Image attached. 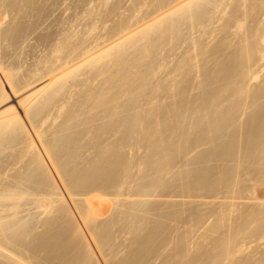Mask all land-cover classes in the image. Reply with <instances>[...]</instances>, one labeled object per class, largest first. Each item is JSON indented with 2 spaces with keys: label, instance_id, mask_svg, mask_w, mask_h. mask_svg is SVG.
<instances>
[{
  "label": "bare ground",
  "instance_id": "bare-ground-1",
  "mask_svg": "<svg viewBox=\"0 0 264 264\" xmlns=\"http://www.w3.org/2000/svg\"><path fill=\"white\" fill-rule=\"evenodd\" d=\"M6 1L0 0V27L12 16L9 13L16 19L24 11V7L19 11L9 7L16 1ZM64 1L38 0L33 10L41 13L47 7L57 13ZM127 1L89 0L91 7L81 15L61 10L46 27L51 34L49 56L42 60L47 67L44 75L34 70L32 77L26 75L25 83H19V71L13 72L11 66L5 70L0 62L13 95L48 78L26 92L18 107L11 104L6 83L0 79V108L4 106L0 109V264H240L243 249L264 240L259 225L264 221V191L259 193L258 188H264L261 123L255 125L253 120L257 134H249V154H239L232 161L233 171L220 179L209 175L198 182L201 177L196 180L189 168L197 162L185 161L180 172L167 180L173 170L169 162L161 165L159 158L161 162L148 168L145 159L151 152L143 156L144 141H154L164 130L175 133L163 115L181 117L182 125L193 128L200 108L197 112L192 108L209 103V85L215 86V102L223 99L227 89L230 92V82L240 87L237 96L243 100L237 107L243 114L255 105V93L248 86L264 76V0H157L153 11L143 8L149 5L147 0H132L125 6ZM196 90L201 91L199 97L191 94ZM216 123V134L205 136L212 141L224 139L226 132L224 125ZM154 145L149 144L151 151ZM227 146L223 142L216 147L226 155ZM183 153L186 158L190 151ZM160 198L167 201L162 203ZM172 198L182 200L172 202ZM195 198L220 199V204L213 201L217 204L213 209L214 204L205 201L202 207L209 203L210 209L204 210L193 206ZM243 198L259 205L244 208L233 219L243 208L235 202ZM239 221L242 225H236ZM215 233L221 244L208 254L205 244ZM263 259L252 261L264 264Z\"/></svg>",
  "mask_w": 264,
  "mask_h": 264
},
{
  "label": "rangeland",
  "instance_id": "rangeland-1",
  "mask_svg": "<svg viewBox=\"0 0 264 264\" xmlns=\"http://www.w3.org/2000/svg\"><path fill=\"white\" fill-rule=\"evenodd\" d=\"M8 2H11L12 0H7ZM6 1V2H7ZM13 1H16L15 2V5L14 6H9V7H13L14 9H17V8H23L24 7V11H22V12H18V14H17V16H16V19H13L12 17H13V15H15L13 12L12 13H9V15L11 14L12 16H10L9 18H6L3 22H5L4 24H2L1 25V27H0V62H1V64L2 63H4L2 66H4V69L6 70V69H8L10 66V70H12L13 72H15L16 70V72L18 73V71H19V74L16 76V80H18V82L19 83H25V80H27L26 79V75H27V77L28 78H30V77H32V75H33V73H38V72H40V74H45V72L44 71H46L47 70V67H46V65L44 66L43 65V62H42V60L44 61V59L45 58H47L48 56H49V51H48V49L46 48L47 47V40H48V38L50 37V34H51V31H49L48 30V28H46V27H48V23H50L51 22V20L54 18V17H56V15L59 13V12H61V10H66V9H69V11H68V13H70V14H73V13H75V14H84V11H86L87 9H89L90 7H91V5L89 4V0H66V1H64L63 3V5L61 4V6L60 7H62V8H60V10L59 11H57V13H55L54 11L53 12H51L52 10L51 9H49V8H45L44 10H46L45 12H41V13H38L37 12V10H33V8H34V6L36 7V1H38V0H25V2L23 1V0H13ZM21 1V2H20ZM132 0H129V1H127L128 3H126V5L125 6H128L129 5V3L131 2ZM137 1H143V0H137ZM155 1V2H154ZM159 1V0H158ZM157 0H147V4H149L148 6H145V7H143L144 9H146V10H148V11H153L154 9H156L157 8V2H158ZM115 2H118V0H115ZM14 3V2H13ZM39 4V3H38ZM153 4V5H152ZM155 4V5H154ZM20 6V7H19ZM151 7V8H150ZM153 8V9H152ZM18 10V9H17ZM19 11V10H18ZM62 11V12H63ZM71 11V12H70ZM49 12H51L52 14L50 15V13ZM53 13H55V14H53ZM80 14V15H81ZM20 15V16H19ZM65 15L63 14V18L62 19H65V17H64ZM76 17V16H75ZM123 18V17H122ZM8 19V20H7ZM16 20V21H15ZM74 20H75V18H74ZM114 21H112V22H110V23H113ZM7 24V25H6ZM15 24V25H14ZM59 26H61V23H59ZM58 26V27H59ZM42 27V28H41ZM45 27V28H44ZM41 28V29H40ZM11 29V30H10ZM40 29V30H39ZM14 31V32H13ZM54 31H55V28H54ZM35 34V35H34ZM33 35V36H32ZM30 37V38H29ZM6 40H7V42H6ZM5 41V42H4ZM39 42V43H38ZM45 43V44H44ZM4 44V45H3ZM24 44V45H23ZM17 45V46H16ZM23 46V47H22ZM7 47V48H6ZM18 47V48H17ZM185 47V46H184ZM20 48V49H19ZM23 48V49H22ZM25 49H27V50H25ZM19 50V51H18ZM7 51V52H6ZM42 51V52H41ZM44 51V52H43ZM16 52V53H15ZM38 52V53H37ZM40 52V53H39ZM23 53V54H22ZM42 53V54H41ZM21 54L23 55V57L21 56ZM3 55V56H2ZM20 56V57H17V56ZM10 56V57H9ZM16 57V58H15ZM41 57V58H40ZM230 57V56H229ZM18 58H20V59H18ZM22 58V59H21ZM29 58V59H28ZM39 60H38V59ZM241 58V57H240ZM5 59H7V60H5ZM14 59H16V60H14ZM24 59V60H23ZM229 59V58H228ZM242 59V58H241ZM10 60V61H9ZM244 60V59H243ZM30 61V62H29ZM18 62H20V63H18ZM24 62V63H23ZM36 63V64H35ZM38 63V64H37ZM41 63V64H40ZM27 65V66H26ZM29 65V66H28ZM40 65H42V66H40ZM19 66V67H18ZM20 67H22V68H20ZM24 67V68H23ZM42 67V68H41ZM46 67V68H45ZM36 68L38 69V70H36ZM16 69V70H15ZM19 69V70H18ZM30 70V72H29V70ZM36 72H35V71ZM43 71V72H42ZM15 72V73H16ZM42 72V73H41ZM39 74V73H38ZM262 74H264V71H263V73ZM0 79H1V81L3 80V82H4V84L6 83V81L4 80V76H3V74L1 73V71H0ZM263 75H261V77H262ZM21 78V79H20ZM25 78V79H24ZM38 78V77H37ZM45 78V77H44ZM20 79V80H19ZM48 79V78H47ZM46 78L45 79H43V80H41V82H39L38 84H37V82H36V84H35V86H34V84L32 85L33 87H34V89L35 88H37L39 85H41V84H43L46 80H47ZM45 80V81H44ZM34 81V80H33ZM254 82V81H253ZM252 81H251V85L250 84H246V83H248V79H245L244 80V83L248 86V85H250V86H248V87H250L249 88V90H251V91H254L253 93H255V95L254 94H252V93H250V94H252L251 96L253 97V98H255V100H253V102L255 103V105H257V108H256V106L254 105L250 110H248L245 114H243L242 112V110L243 109H240V107H241V105L239 104V103H241L240 101H239V99H241V98H239L238 99V96H237V93H239V91H240V87H238L237 88V85H235V84H231L230 82H227V88H230V92H228L227 93V91H229V89H227V91L225 92V94H223L224 95V97H223V99H221L220 101H217V102H215V100H214V97H213V95H215V93H214V85L212 86V85H209L207 88H206V90H207V92H209L210 93V97H209V103H207L204 107H207V108H205V109H203L204 107H201L200 105H198V103L196 104V105H194L193 106V108L192 109H195V111L197 112V110H196V108H200V109H198V112L200 113L199 115H198V112L196 113V116L194 115V117H193V123L195 122V125H197V127H194L195 125L193 124V128H191V129H189V127H186L185 125H182L181 124V121H182V119H180V118H176V117H174V116H169V118H168V116L166 115H163L162 116V119H164V120H166L167 119V121L169 122V124H171L172 126H173V128L175 129L174 130V132L175 133H170L169 134V132L168 131H163V132H166V133H163L162 135H160L159 137H157V138H155L154 137V141H153V139L152 138H150V140H146V142L144 141V146L147 148V150H146V148H144V152H143V156L144 157H147V155L148 154H150V152H151V154L150 155H148V157L145 159L146 160V162H147V167L149 168V166H153V164L155 163V162H161V160H162V162L164 163V164H162V162H161V165H166V164H168V162H169V165L171 166H168V168H172L173 170H172V174H169L167 177H165L167 180L168 179H170L171 178V176L174 174V173H176L177 171H178V173L180 172L179 170V167L180 166H184L183 164H184V162L185 161H187V163H196L197 162V164H193L192 165V167H189L190 169L192 168L193 169V172H195L194 174H193V176L194 175H196V176H194L195 177V179L197 180L198 178H200L201 177V179H198V182H200L201 180L203 181V180H205L206 179V177H208L209 175L210 176H212V177H217L218 179H220L225 173H227V171L229 172V171H233V167L235 168L236 166V164L235 163H232V161L240 154H243V156H245V155H248L249 153L247 152V149H249V148H252L251 147V145L252 144H250L249 142L247 143V141H249L250 139H248L249 138V134H257V132H254L253 131V129H254V127H255V125H257L258 123H261L262 124V126H264V118H262V117H264V93H260V92H264V76H263V78H261V80H258L257 81V83L259 82V85H257V83L256 84H254ZM260 83H262V85L260 84ZM254 84V86H256V87H252V85ZM245 85V86H246ZM236 86V87H235ZM5 87H7L6 89H7V91L9 92V94L11 95L10 96V99L12 100L13 99V102L11 103L12 105H14V106H17L18 107V101H20V99H22L27 93L26 92H28V94H29V90L31 91L32 90V88L33 87H31L30 86V88H28L26 91L24 90V93H23V91L20 93L22 96H20V94H17V95H13V93H12V91H10V89H8L9 87H8V84L6 83L5 84ZM233 88H235V89H233ZM251 88H254V89H251ZM257 88V89H256ZM262 88V89H261ZM33 89V90H34ZM236 89H239V90H237L236 91ZM32 90V91H33ZM234 90H235V93H234ZM200 90L198 91V90H196L195 92H193V93H191V94H193V95H196L197 97H199L200 96ZM212 93V94H211ZM226 94H227V97H226ZM232 95H236V97H231ZM257 95V96H256ZM260 95H262L261 97H260ZM187 95L185 94L184 95V97H186ZM16 97V98H15ZM18 97V98H17ZM233 98L232 99V101H233V103H232V101H228V100H230L231 98ZM261 99H260V98ZM211 98H213V100L211 99ZM230 98V99H229ZM236 98L238 99V102L236 101ZM243 98V97H242ZM245 98V97H244ZM256 98H258V99H256ZM260 99V101H258ZM10 100V101H11ZM227 100V102L229 103V104H227V102H225ZM241 100H243V99H241ZM245 100V99H244ZM210 101H211V104H210ZM234 101H235V103H234ZM166 103V102H165ZM213 103V104H212ZM215 103V104H214ZM223 103H225V105L226 106H224V104ZM221 105V107H220V105ZM223 104V105H222ZM234 104V105H233ZM261 104V105H260ZM219 105V106H218ZM238 105H240V107H237ZM259 105V106H258ZM200 106V107H199ZM230 106H232V108L230 107ZM262 106V107H261ZM2 107H4V106H1V108ZM209 107H211V108H209ZM221 109H220V108ZM231 109H230V108ZM236 108V110H235V108ZM259 107H261L260 109H258ZM0 108V109H1ZM211 109V110H209V111H207V109ZM219 108V111L220 110H222V111H220V113H221V115H220V113H219V111H218V113L216 112V110ZM225 108V109H224ZM226 108H227V110H226ZM228 108L232 111V109H234L233 110V112H231V111H229L228 110ZM254 108V109H253ZM240 109V110H239ZM260 110V111H259ZM203 111H207L206 112V114H205V112H203ZM229 111V112H228ZM203 112V113H202ZM225 112H226V114L227 113H229V114H227V115H224L225 114ZM251 112H253V113H251ZM259 112H260V114H259ZM216 113V115H214ZM233 113L235 114L234 116H233ZM242 113V114H241ZM254 113H256V114H254ZM165 114V113H164ZM231 114V115H230ZM238 114H240V117H239V115ZM262 114H263V116H262ZM208 115V116H207ZM204 116H205V118L207 119V120H205V118H204ZM228 116V117H227ZM236 116V117H235ZM237 116H238V118H237ZM258 116H259V118H258ZM171 117V118H170ZM201 117V119H199ZM216 117H217V119H216ZM219 117V118H218ZM223 117H224V119H223ZM227 117V118H226ZM232 117H233V119H232ZM242 117V118H241ZM243 117H244V119H243ZM251 117H252V120H251ZM257 117V119L258 120H256V122H255V119L254 118H256ZM197 119V121H196V119ZM204 118V119H203ZM214 118L216 119V120H218V121H216L215 120V125H216V127L218 126V124L216 123V122H218L219 123V125H221L222 124V126L224 125L225 127H224V129H225V135H224V139H222V138H220V140H215V141H212L211 139H210V137H208V138H206L207 136H209V134L210 133H214L215 132V134H216V130H217V128L215 127V125L213 124V122H214ZM231 118V119H230ZM235 118H237L236 120H235ZM240 118H241V120H240ZM262 118V119H261ZM222 119V120H221ZM239 119V120H238ZM242 119H243V121H242ZM180 120V121H179ZM202 120H204V121H202ZM210 120V121H209ZM213 122H212V121ZM228 120V121H227ZM253 120H254V124H252L253 123ZM206 121H207V123H206ZM222 121H223V123H222ZM232 121V122H231ZM241 121H242V123H241ZM248 121V122H247ZM258 121V122H257ZM177 122H179L178 124H177ZM202 122H203V124H202ZM212 122V123H211ZM225 122V123H224ZM230 122V123H229ZM247 123V125H246V123ZM173 123V124H172ZM198 123V124H197ZM213 124L214 125V127L213 126H211V124ZM228 123H229V125H228ZM241 125H240V124ZM257 123V124H256ZM202 124V125H201ZM230 124H231V126H230ZM251 124V125H250ZM205 125V126H204ZM209 125H210V127H209ZM243 125V128H244V126H245V128H244V130H243V128L241 127ZM254 125V126H253ZM178 126V128H176ZM182 128H181V127ZM205 127V129L203 128V127ZM241 128V131H240V129H239V127ZM248 126V127H247ZM252 127L251 129H248L249 127ZM180 127V128H179ZM185 129H184V128ZM198 127H200V129L198 128ZM164 128V127H163ZM197 128H198V130L200 131H197ZM201 128H203L204 130H202V132H201ZM211 128V130H209V129ZM214 128V129H213ZM230 128V129H229ZM233 128V129H232ZM249 130H247V129ZM181 129V130H180ZM190 130V133H189V130ZM194 129V130H193ZM207 129V130H206ZM216 129V130H215ZM246 129V130H245ZM177 130H179V132L177 131ZM232 130V131H231ZM176 131H177V133H176ZM181 131V132H180ZM195 131V132H194ZM205 131L207 132V133H205ZM251 131V132H250ZM183 132V133H182ZM194 132V133H193ZM230 132V133H229ZM240 132V133H239ZM181 133L183 134V135H181ZM202 133V134H201ZM205 133V134H204ZM228 133V134H227ZM172 134V135H171ZM177 136H176V135ZM197 134H199V135H197ZM207 134V135H206ZM241 134V135H240ZM176 137V140H175V137ZM185 135V136H184ZM187 135H189V137L187 136ZM193 135V136H192ZM203 137H202V136ZM213 135V134H212ZM243 135V136H242ZM246 135V136H245ZM248 135V136H247ZM165 136V137H164ZM168 136V137H167ZM187 136V137H186ZM198 136V137H197ZM206 136V137H205ZM227 136V137H226ZM237 136H239V137H237ZM170 137L173 139H171V141L169 140L170 139ZM186 137V138H185ZM204 137H205V139H204ZM228 137H230L229 139H228ZM234 137V138H233ZM241 137H243V139L241 138ZM159 138V139H158ZM180 138V139H179ZM185 138V139H184ZM195 140H194V139ZM198 138H199V140H198ZM238 138H239V140H238ZM247 138V139H246ZM162 139H164V140H162ZM183 139V140H182ZM187 139V140H186ZM189 139V140H188ZM190 139H193L192 141L190 140ZM204 139V140H203ZM207 139V140H206ZM245 139V140H244ZM152 140V141H151ZM156 140V141H155ZM159 140V143H160V145L158 146V141ZM162 140V141H161ZM169 140V141H168ZM186 140V142H184ZM197 140H198V142H197ZM206 140V141H205ZM211 140V141H210ZM148 141V142H147ZM150 141V142H149ZM221 141H222V143L223 142H225L226 143V145H229V146H227L228 147V149H227V151H228V154H226V155H224L225 153H227L226 151L225 152H222V149H219L220 147H216V146H218V145H220V144H222L221 143ZM239 141V142H238ZM156 142V143H155ZM164 142V143H163ZM172 142V143H171ZM204 142H206L205 143V145H204ZM209 142H210V144H209ZM231 142V143H230ZM235 142H237V143H235ZM155 144L154 145V149H152V151L149 149V144ZM162 143L164 144V145H162ZM169 143H170V145H169ZM178 143V144H177ZM179 143H180V145H179ZM195 143H197V144H195ZM201 143V144H200ZM229 143V144H228ZM146 144H148V146L146 145ZM172 144H173V147H171L172 146ZM191 144V145H190ZM206 144H208V145H206ZM232 144V145H231ZM238 144H239V146H238ZM167 145H169V146H167ZM179 145V146H178ZM189 145V146H188ZM195 145H197V146H195ZM203 145V146H202ZM212 145V146H211ZM213 145H214V147H213ZM241 145V146H240ZM246 145V146H245ZM166 146V147H165ZM174 146H176V147H174ZM182 146V147H181ZM185 146H187V147H185ZM202 146V147H201ZM233 146V147H232ZM243 146V147H242ZM245 146V147H244ZM185 147V148H184ZM199 147V148H198ZM214 148V150H213V148ZM248 147V148H247ZM158 148L160 149V152H159V150H158ZM164 148V149H163ZM173 148V149H172ZM180 148V150H178ZM207 148H208V150H207ZM219 150H218V149ZM243 148V149H242ZM163 149V150H162ZM170 149V150H169ZM183 149V150H182ZM194 149V150H193ZM213 151H212V150ZM215 149H217V150H215ZM239 149V150H238ZM241 149V150H240ZM163 152H162V151ZM166 150L167 151H169V152H166ZM211 150V152H208V151H210ZM230 150H232V151H230ZM149 153H148V152ZM165 151V152H164ZM189 152L190 151V153H189V155L185 158H183V155H184V153L183 152ZM193 151V152H192ZM201 151V152H200ZM207 151V152H206ZM243 151V152H242ZM180 152V153H179ZM192 152V153H191ZM199 152V153H198ZM212 152H215V153H212ZM239 152H241V153H239ZM250 152V151H249ZM147 153V154H146ZM161 153V154H160ZM163 153V154H162ZM172 153V154H171ZM198 153V154H197ZM204 153V155H203V157L202 156H200L199 154H203ZM206 153V154H205ZM223 153V154H222ZM246 153V154H245ZM144 154H146V155H144ZM155 154V155H154ZM169 154V155H168ZM178 154H179V158H181V159H183V160H181V159H179V158H177V156H178ZM208 154H209V156H208ZM141 154H139V156H140ZM174 155V156H173ZM216 155V156H215ZM234 155V156H233ZM153 156V157H152ZM155 156H157V158L155 157ZM164 156H165V158H164ZM172 156V157H171ZM194 156V157H193ZM198 156V157H197ZM208 156V157H207ZM218 156V157H217ZM222 156V157H221ZM229 156V157H228ZM169 157H171V158H169ZM176 157V158H175ZM215 157V158H214ZM223 158V159H221V158ZM225 157V158H224ZM156 158V159H155ZM159 158H161V160L159 159ZM162 158H164V160L162 159ZM198 160H197V159ZM199 158H201V160L199 159ZM209 158H211V160L209 159ZM154 159V160H153ZM169 159V160H168ZM179 161H177V160ZM194 159V160H193ZM202 159L204 160V161H202ZM216 159H220V160H216ZM227 159H231V160H227ZM152 160H153V162H152ZM167 160V161H166ZM176 160V161H175ZM199 160L201 161V162H199ZM208 160V161H207ZM214 160V161H213ZM225 160V161H224ZM181 161V162H180ZM209 161H212L213 162V164H212V162H210L209 163V165H207L206 166V164H208V162ZM220 161V162H219ZM229 163V165H230V167L226 164L227 162ZM249 161V160H248ZM248 161H247V164H251L252 162H251V160L249 161V163H248ZM216 162V163H215ZM219 163V165H218V163ZM226 162V163H225ZM176 163V164H175ZM180 163V164H179ZM203 165H202V164ZM225 163V164H224ZM178 164V165H177ZM176 166V168H175V166ZM196 165V166H195ZM198 165H200V166H198ZM215 165V167H213V166ZM218 165V166H217ZM226 165V166H225ZM234 165V166H233ZM258 165V164H257ZM257 165L256 164H254V166L255 167H257ZM245 166H248V165H246L245 164ZM150 167V168H151ZM175 169H174V168ZM198 167V168H197ZM200 167H202V168H200ZM232 167V168H231ZM249 167V166H248ZM254 167V168H255ZM196 168V169H195ZM204 168V169H203ZM223 168V169H222ZM179 169V170H178ZM187 169H188V167H187ZM201 169H203V170H201ZM209 169V170H208ZM219 169V170H218ZM222 169V170H221ZM259 169H261V170H263L262 168H261V166H260V168ZM195 170V171H194ZM198 170V171H197ZM202 172H201V171ZM221 170V171H220ZM224 170V171H223ZM206 171V172H205ZM214 171H216V172H214ZM198 172V173H197ZM201 173V174H200ZM211 173L213 174V175H211ZM181 174V173H180ZM206 174V175H205ZM208 174V175H207ZM220 174V176H218ZM252 175H253V173H251ZM159 175H162V178H163V176H164V174L163 173H161V174H159ZM222 175V176H221ZM207 181H209V180H207ZM252 184V183H251ZM248 185V183H246L245 184V186H247ZM262 189H261V188ZM258 186V188H259V193H260V191L263 193V191H264V188H263V186ZM262 193L260 194V196H262ZM264 194V193H263ZM244 197H246V194L244 195ZM161 199L162 200H164V198H160L159 199V201H161ZM173 200H172V202H177V201H181L179 198H178V200H177V198L175 199V198H172ZM208 199H210V200H207V199H204V201L203 200H201V199H197L196 200V198L195 199H192L191 201H193V200H195L194 201V204H193V206H196V207H200V209H201V207L202 206H204L203 204L205 203V201H210V202H212L211 204H214V202H217L218 201V203L220 204V199L218 200H214V199H212V198H208ZM158 200V199H157ZM168 200H171L170 198H168ZM177 200V201H176ZM203 201V202H200V201ZM241 200V199H240ZM243 200L245 201V202H247L248 200H246L245 198H243L242 199V201H238L237 200V202H235V200H233L237 205V207L239 208V206H240V203L242 204V206L240 207V209L242 208V210H239V211H241V212H238L237 214H236V212H235V216H232L233 217V219H236V218H238V215H240L241 213H242V211H245L244 210V208L245 209H248L249 210V208H251L252 207V205L254 206V204L256 205L257 203H259V202H256V201H251V204H249L250 202V199H249V201L247 202V204L245 203V202H243ZM166 201H167V198H166ZM166 201H161L162 203L163 202H166ZM214 201V202H213ZM222 202H224V201H227V200H221ZM198 202L200 203V205L198 204ZM228 202V201H227ZM253 202H256V203H253ZM182 203V202H181ZM202 203V204H201ZM208 204L209 203H207L206 204V207H202L204 210H205V208H209L208 207ZM246 204V205H245ZM192 205V204H191ZM199 205V206H198ZM258 205L259 204H257V206L255 207V208H257L258 207ZM217 207V204L215 203L214 205H211V208H213V207ZM245 206V207H244ZM214 207V208H215ZM213 208V209H214ZM210 209V208H209ZM208 209V210H209ZM240 213V214H239ZM236 217V218H235ZM257 217V216H256ZM259 217V216H258ZM212 220V219H211ZM210 220V221H211ZM210 221H208L209 223H210ZM259 221H260V219H259ZM262 223H264V221H260V229H261V227H262V229L264 230V224H262ZM261 224H262V226H261ZM236 225H242V223H240V221L239 222H237L236 223ZM262 229H261V231H262ZM202 230V229H201ZM206 230V228L204 227L203 228V232ZM202 231H200V232H202ZM222 231V230H221ZM224 231H225V229H224ZM220 233V232H219ZM219 233H215V234H213V236L214 237H210V241L212 242H215V243H213V244H209V242L210 241H208V243L207 244H205V246L206 245H208L205 249H207V252H208V254L209 253H211V252H214V251H216V250H214V247L216 246V244H217V246L218 245H220L221 243H219L218 241L219 240H221V239H219L220 238V235H219ZM208 236H210L211 234H209V233H206ZM221 234V233H220ZM206 235V236H207ZM199 236H202V234L201 233H199L198 232V234H197V237L199 238ZM198 238H195V241L198 239ZM200 241H202V240H200ZM260 241V240H259ZM258 241V242H259ZM264 241V240H263ZM260 242V243H258V242H252L253 244H255V245H253V244H248L249 246H252L253 245V247H249L248 245L246 246V247H249V248H252V249H249V250H247V248L245 247L243 250H245L243 253H245L246 251L247 252H249V253H245V254H243L242 253V255L243 256H241L240 255V258H239V260H238V262H241L240 264H247V263H250V264H260V263H258L259 261H257L256 263L254 262V261H252V259L253 260H256V259H259V258H263V256H264V248H262L261 249V247H264V242ZM214 246V247H213ZM216 246V247H217ZM212 247H213V249H212ZM219 247V246H218ZM253 248H255L254 250H253ZM210 250V251H209ZM251 250H253V251H251ZM248 254H251V256L249 257H246ZM254 254V255H253ZM263 255V256H262ZM253 256H255L254 258H253ZM247 258V259H246ZM248 258H249V260H248ZM250 258H252V259H250ZM246 259V260H245ZM244 260V261H243ZM250 261V262H249ZM263 262H264V259H263Z\"/></svg>",
  "mask_w": 264,
  "mask_h": 264
}]
</instances>
